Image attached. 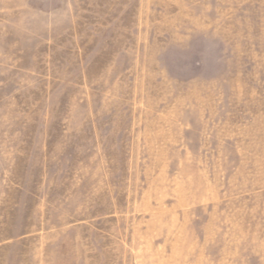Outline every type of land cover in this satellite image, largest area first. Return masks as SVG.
<instances>
[{"label":"rangeland","instance_id":"rangeland-1","mask_svg":"<svg viewBox=\"0 0 264 264\" xmlns=\"http://www.w3.org/2000/svg\"><path fill=\"white\" fill-rule=\"evenodd\" d=\"M0 264H264V0H0Z\"/></svg>","mask_w":264,"mask_h":264}]
</instances>
